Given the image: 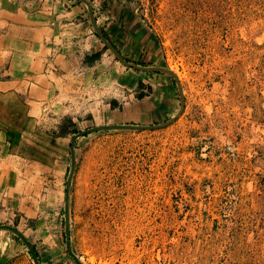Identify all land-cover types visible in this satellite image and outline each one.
I'll return each instance as SVG.
<instances>
[{
    "label": "rangeland",
    "instance_id": "374dc122",
    "mask_svg": "<svg viewBox=\"0 0 264 264\" xmlns=\"http://www.w3.org/2000/svg\"><path fill=\"white\" fill-rule=\"evenodd\" d=\"M87 1L102 23L108 6L132 10L153 41L142 62L179 73L184 110L163 129L77 141L69 217L74 255L85 264H264V0ZM101 44L112 63L139 73ZM147 74L140 73L134 102L154 95L148 83H165ZM161 78L173 103L145 107L144 118L128 110L122 124L151 126L176 116V83ZM111 124L68 117L44 139L14 144L27 156L14 158L0 225L23 234L40 264H77L65 241L70 143L78 132ZM63 131L56 145L51 138ZM0 264L34 262L19 238L1 231Z\"/></svg>",
    "mask_w": 264,
    "mask_h": 264
},
{
    "label": "crops",
    "instance_id": "0c3cea01",
    "mask_svg": "<svg viewBox=\"0 0 264 264\" xmlns=\"http://www.w3.org/2000/svg\"><path fill=\"white\" fill-rule=\"evenodd\" d=\"M97 14L95 10L99 29L124 59H129L125 51L135 57L130 63L156 67L142 62L141 53L153 41L132 10L108 6L101 15L107 16L105 23ZM101 47L86 7L76 0H0V208L7 209L12 196L14 158L27 156L14 152L16 142L21 147L30 138L44 139L45 131L55 130L53 125L68 117L76 121L89 116L122 124L119 118L128 110L142 115L145 107L173 103L168 79L161 78L167 76L158 73L147 75L158 76L165 83L145 81L154 95L134 102L144 79L141 72L119 68L101 54ZM95 54H100L98 59L90 60ZM150 54L148 51L146 59ZM126 91L128 103L124 102ZM111 102L121 104L122 111L112 108ZM63 140L51 138L56 145Z\"/></svg>",
    "mask_w": 264,
    "mask_h": 264
},
{
    "label": "water",
    "instance_id": "95a60500",
    "mask_svg": "<svg viewBox=\"0 0 264 264\" xmlns=\"http://www.w3.org/2000/svg\"><path fill=\"white\" fill-rule=\"evenodd\" d=\"M80 3H82L88 12L90 23L93 27V30L96 34V36L99 38V40L104 44V46L112 53V55L117 59L118 62H120L123 66H125L128 69H133L138 72L143 73H159L164 74L168 77H171L174 82L176 83L179 98H180V110L170 120L163 124H157V125H151V126H144V125H131V124H111V125H103V126H95L93 128H89L85 131L78 132L76 135L73 136L71 143H70V168L67 174V180H66V194H65V207H64V221H65V241H66V248L68 251V254L73 258V260L77 264H82L80 260L74 255L71 249V243H70V232H69V217H70V188L71 183L75 175L76 166H77V159H76V143L79 139L86 137L91 134H96L100 132H107V131H144V130H159L163 129L171 124H173L178 117L182 114L184 110V96L183 92L179 83V79L175 73L170 71L169 69L162 68V67H145L140 65H135L127 60H125L120 53L113 47L110 42L106 39L103 32L99 29L97 26V21L94 15V11L90 5V3L87 0H76ZM6 231L9 233H12L14 236L19 238L24 245L26 246L27 250L29 251L34 264H40L38 254L36 253L33 246L30 245L29 241L26 239V237L21 234L17 229H15L12 226L8 225H0V232Z\"/></svg>",
    "mask_w": 264,
    "mask_h": 264
},
{
    "label": "trees",
    "instance_id": "16d2710c",
    "mask_svg": "<svg viewBox=\"0 0 264 264\" xmlns=\"http://www.w3.org/2000/svg\"><path fill=\"white\" fill-rule=\"evenodd\" d=\"M104 34V33H103ZM104 36H105V34H104ZM100 56V54H95V55H93V56H91L89 59L90 60H96V59H98V57ZM159 74V73H158ZM143 95H140L138 98L141 100V99H143ZM72 133H74V132H72ZM66 134H68V133H66V131H63L62 133H60L59 134V137H63V136H65ZM37 253V252H36Z\"/></svg>",
    "mask_w": 264,
    "mask_h": 264
},
{
    "label": "bare ground",
    "instance_id": "6f19581e",
    "mask_svg": "<svg viewBox=\"0 0 264 264\" xmlns=\"http://www.w3.org/2000/svg\"><path fill=\"white\" fill-rule=\"evenodd\" d=\"M176 74L178 75L179 78L181 77V76L179 75V73L176 72ZM80 262H81L82 264H85L84 261H83L82 259H80ZM91 263H92V262H91Z\"/></svg>",
    "mask_w": 264,
    "mask_h": 264
}]
</instances>
